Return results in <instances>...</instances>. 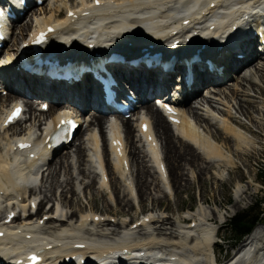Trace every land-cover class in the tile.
I'll use <instances>...</instances> for the list:
<instances>
[{"label":"bare ground","instance_id":"obj_1","mask_svg":"<svg viewBox=\"0 0 264 264\" xmlns=\"http://www.w3.org/2000/svg\"><path fill=\"white\" fill-rule=\"evenodd\" d=\"M11 1L15 8L17 3ZM72 2L49 0L47 7L32 10L28 22L21 23L22 18H19L7 42L12 46L5 49L8 58L4 56L5 62L0 64V80L9 89L6 98L0 97V137L6 140L0 148V264H17V259H24V251L35 246L42 251L39 264H80L81 258L84 264H134L133 261L222 264L214 244L218 218L214 212H206L208 208H203V199L194 212L187 210L188 215L178 220H174V215L164 217L163 213L154 216L146 210L144 201L151 198L159 207L162 200L156 194H162L168 201L171 198L179 204L178 193L193 182L194 170L200 181L201 176L215 167L217 170L211 172L213 184L221 183L224 173L234 165L228 153L243 157L255 150L256 143L248 135L249 129L231 116V112L219 108L218 103L222 102L229 106L222 96L215 95L228 80L239 79L240 72L245 71L242 82L236 84L229 95L237 101L234 112L248 120H254L253 115L260 112L255 107V99L263 97L264 93L255 90L251 76L258 75L259 81H263L261 70L254 63L262 61L264 66V50L259 51L260 42H264V0H74L71 5ZM47 28L52 30L46 38L54 42H48L46 47L51 51V45L58 41L61 46H67L56 53L70 63L95 62L103 55L102 49L115 42L162 47L176 41L178 48L173 72L160 80L156 72L112 66L120 88L133 91L131 95L144 110L143 114H132V119L118 117L119 122L115 123H108L104 114H94L86 128H81L84 129L83 140L77 145L76 154L72 158L69 155V160L65 158L58 170L49 168L59 148H51L50 141H46L57 124V106L64 109L65 104H60L68 100L81 110H75L72 104L67 110L84 118L89 107L100 108L97 100L100 98L98 88L88 79L65 88L62 84L48 86L43 77H30L16 69L13 57L21 43L46 32ZM253 31L257 32L255 37L250 33ZM197 44V49L204 45L200 51L202 60L209 59L215 67L213 71L220 68L221 72L216 76L202 70V65H192L194 81L188 87L183 86L178 79L182 62L179 50H190ZM167 50L170 49L163 48L162 52ZM122 55L127 63V55ZM237 55L243 58L238 59ZM170 82L175 84L173 96L178 90L179 95L183 94L179 100L156 106L157 99L151 104L156 89H159L156 94L162 97H166V90L172 91ZM203 88L208 94L193 101L195 105L190 104ZM148 91L150 95L146 96ZM248 91H252L253 96ZM32 98L42 100L37 108ZM16 100H22L24 111H19L14 124L7 125L6 120L16 110L10 103ZM45 103L48 104L46 112L40 109ZM164 104H168L174 114L168 112ZM186 104H189L187 109ZM261 106L264 108V103ZM8 108H11L9 112ZM256 123L257 130L264 128ZM202 124L204 128L200 130ZM214 125L216 133L224 134L223 145L232 144L230 152L218 146V140L208 132V127L214 128ZM257 134L254 131V135ZM71 142L64 144L63 149ZM185 170L188 175L184 174ZM245 178L248 182L255 180L251 175ZM52 190H60L57 197L52 194L55 200L47 197ZM235 190L238 202L244 190L240 187ZM69 193L82 194L85 210H88L84 212L75 199L64 201L62 197ZM38 195L43 198L37 200ZM97 195L108 201L102 198L103 213L96 210ZM44 200H47V208L42 207ZM110 204L115 208H110ZM129 204L131 209L133 207L132 215L130 209L127 210ZM42 211L43 220L42 216L38 217ZM138 211L147 214L139 220ZM10 214L14 217L6 223ZM77 243L85 247L77 249ZM151 253H159L169 260L161 259L159 263L149 259L121 260L129 257L128 254ZM67 259L71 260L67 262ZM223 264H264V228L255 226Z\"/></svg>","mask_w":264,"mask_h":264},{"label":"rangeland","instance_id":"obj_2","mask_svg":"<svg viewBox=\"0 0 264 264\" xmlns=\"http://www.w3.org/2000/svg\"><path fill=\"white\" fill-rule=\"evenodd\" d=\"M48 2H49V0H45L43 2V4L40 5L39 7H47ZM73 4H74V0L71 3V5H73ZM48 10H49V6H48ZM32 12H33L32 10L30 12H28V14H26L24 16V18H22L21 23L28 22L29 19H31ZM44 12H45V10H44ZM62 16H64V12L61 13V17ZM9 45L12 46L11 43H8L6 45V48ZM6 48L4 47V51H2V53L6 52L5 51ZM254 65L258 66V67L256 66V68L261 70L260 74L263 76L262 82L259 81L258 75L251 76L252 81L256 84L255 90L258 91L260 89L264 93V66L262 64V61H258V60L254 63ZM250 70H253V68ZM244 75H245V71H242V72H240V76L238 77L239 79H236L234 77V78L228 80L226 82V86L222 85V86H224V88H220L221 89L220 91L216 88L219 91V94L217 93V95H215V96H222L223 100L226 101L228 103V106L230 107V108L227 107V105L226 104L224 105V102H222L223 104L218 103L219 108H221L223 110H227L228 112H231V116H235L236 120L238 122H240L241 125H243L245 128L249 129L250 132H248V135L256 143L255 150H252L251 152L246 153L243 157H239L238 155L234 156L233 153H228L231 156V159H232L234 165L232 168L228 169V173L227 172L224 173V175H223L224 178H223V181L221 183L213 184L214 180H213V175L211 174V172L214 170H217L215 167H212L210 169V172L206 173V175L201 176L200 181L197 180V177H198L197 170H194L193 175H192V179H194L193 182L188 186V189L180 191L178 193L179 204H175L174 200L171 198L168 201V199H166L165 196L162 194L161 195L156 194V196L157 197L160 196L161 200H162V203L159 207H157L151 201V198L146 199L144 201V206H145L146 210L151 211L154 216L159 215V213H163L162 216H164V217H171L172 215H174V216H172V217H174V220H176V219L178 220V219H182L181 217H185L186 215H188L186 213L187 210L194 212L195 209L198 208L199 200L203 199V204L205 206L203 208H206V209L208 208L206 210V212L208 214H210L211 212H214L218 218L216 220V224H215V226H217V232H218L217 233L216 246L218 247V252H219L218 256H219V259L221 260L222 264H223V262L225 263V261H227L229 258H231L233 256L237 247L240 244V243L233 244L231 241L228 240V236H227L228 234L224 230V225L226 224V222L231 217H233L235 214L239 213L240 211L253 206L256 201L262 200L264 202V183H263V180L261 179V178H264V128H262L261 130H257L258 125L256 123L258 121L259 124L264 126V119H263L264 108H262V106H261V103H264V96L261 98L255 99V102H256L255 107H257V109L260 112L256 115L255 114L253 115L254 120H248L247 118H245L241 115L238 116L237 114H235L233 108H234L235 103L237 101H235L229 97L230 93L234 90V86H236V84H238L239 82H242L241 78H243ZM246 75L247 76L250 75L249 71H248V73H246ZM244 85H245V83H244ZM245 86H247V85H245ZM0 89H1L0 90V97L6 98L7 95L5 94V91L2 89L1 86H0ZM207 94H208V90L203 88L201 93H199L198 95H196L195 97H193L191 99L192 103H190V104L195 105V102H193V101H197V100L199 101V99H201L202 97H204ZM248 94L253 96L252 91H248ZM211 96H213V95H211ZM225 96H226V98H225ZM195 98H196V100H194ZM216 98H219V97H216ZM30 100H32L34 102V107H36V108L38 107L37 105H39L38 103H40L42 101V100L37 99V98H32ZM150 102H151V104H153L154 98ZM65 105H66V107H64V108H66V109L71 108L68 104H65ZM188 105L189 104H186L185 108ZM190 107L194 108V106H190ZM70 111H73V110H70ZM139 111H141V110L138 109V110L134 111L133 113L136 114ZM216 112L218 113L219 111L216 110ZM93 115H94V113H92L89 110L88 113L86 114L84 123L83 122L81 123V127L78 130V133H77L76 137L74 138V141L71 142V144H69L66 147V149L59 150L58 153L56 155H54V157H56V160L50 165L49 170H53V168H56V167H57L56 170H58L59 168H61V162H63L65 158L67 159L69 155H71L69 157L72 158V156L76 154L77 145L80 144L83 140V139H81L83 130L86 128L89 120L93 117ZM130 119H132V117H130ZM130 122H131L133 128H135L133 120H131ZM206 127L207 126L205 125V128ZM215 127H216V125H214V128L208 127V132L211 134V136L213 138H216L218 140V141H216L218 146H222L224 151L230 152L232 144H230V142H229L228 145H226V146L223 145L224 134L219 135V133H216ZM21 128H23V127H21ZM81 128H84V129L82 130ZM202 128H204L203 124L201 125L200 130ZM254 131L258 132V134H257L258 136L254 135ZM10 133L11 132H8V134H10ZM5 141L6 140L3 141V139L0 137V148L1 149L3 148L2 146H4ZM1 149H0V151H1ZM66 152L68 154H65ZM68 160H69V158H68ZM49 170L48 169L46 170L47 171L46 175L48 174ZM184 174L188 175V172L185 170ZM246 175L247 176L251 175L252 177H254L255 180L252 182H248V178H245ZM185 178L187 179L188 176L187 177L185 176ZM80 179H81V177H79V180ZM72 182H73V180H72ZM77 182H79V181H77ZM71 185L73 187V183H71ZM237 187H240V189L244 190V193L241 196V200L238 202H236V195H235L236 194L235 189ZM80 189H81V187H80ZM81 193H83V192H81ZM52 194L57 197L58 194H60V190H52L49 194H47L48 199L55 200V199H53ZM154 194L155 193H153V195ZM78 195L79 194L72 195L71 193H69L66 195V197L63 196L62 198L64 201H67V202H70V199H75L78 202V205H80V207L84 211L86 209L84 207L85 204L83 203L84 198H83L82 194H80L79 196L81 197V199L79 200ZM84 195H86V194H84ZM99 196L100 195H97V197H95V199H96V202H95L96 206L95 207H96V210L98 212L103 213L104 212V206H105V204L103 203V199H105L106 201H107V199L104 196L102 197L103 199L100 198ZM37 197H38L37 200H39V197H40V199L43 198L42 195H38ZM46 201L47 200H44V202H43L44 204L42 207H44V208H47V206H46L47 202ZM85 202H86V206H88L86 198H85ZM110 205H109L110 208H115V205H113V204H110ZM137 206L139 207L138 204H137ZM166 206H168V208ZM261 207H264V204H262ZM129 209H130L129 214L132 215L134 212H133V207H132V209L130 208V204H129L127 210H129ZM75 210H77L76 207H75ZM87 210H85L84 212H86ZM115 210H119V209L116 208ZM43 212L44 211H42L40 216H38L39 218L42 216V220H43V216H44ZM139 212L140 211H138L136 213V217L139 215ZM108 215H109V213H108ZM126 216L127 215L122 216V217H126ZM137 219H139V216L137 217ZM262 222H264V220ZM258 226L261 228H264V227H262L264 225L259 224ZM113 227H115V226H113Z\"/></svg>","mask_w":264,"mask_h":264},{"label":"trees","instance_id":"obj_3","mask_svg":"<svg viewBox=\"0 0 264 264\" xmlns=\"http://www.w3.org/2000/svg\"><path fill=\"white\" fill-rule=\"evenodd\" d=\"M264 183V178H261ZM264 204L262 200H258L255 204L247 209L240 211L231 217L224 225V230L228 234V240L233 244H237L247 236L252 229L258 224H264Z\"/></svg>","mask_w":264,"mask_h":264},{"label":"snow or ice","instance_id":"obj_4","mask_svg":"<svg viewBox=\"0 0 264 264\" xmlns=\"http://www.w3.org/2000/svg\"><path fill=\"white\" fill-rule=\"evenodd\" d=\"M19 109H16L14 112H13V114H12V119H14L18 114H19ZM33 259H35V258H33Z\"/></svg>","mask_w":264,"mask_h":264}]
</instances>
